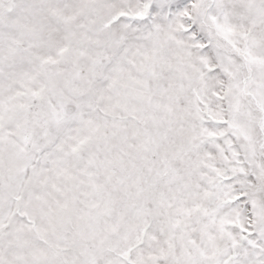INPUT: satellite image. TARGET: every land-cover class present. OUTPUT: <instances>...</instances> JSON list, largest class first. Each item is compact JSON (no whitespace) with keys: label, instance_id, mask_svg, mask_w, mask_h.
I'll use <instances>...</instances> for the list:
<instances>
[{"label":"snow or ice","instance_id":"obj_1","mask_svg":"<svg viewBox=\"0 0 264 264\" xmlns=\"http://www.w3.org/2000/svg\"><path fill=\"white\" fill-rule=\"evenodd\" d=\"M0 264H264V0H0Z\"/></svg>","mask_w":264,"mask_h":264}]
</instances>
